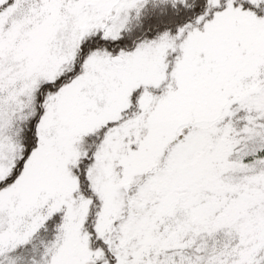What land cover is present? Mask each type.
I'll list each match as a JSON object with an SVG mask.
<instances>
[{"label": "snow or ice", "instance_id": "6c2138e0", "mask_svg": "<svg viewBox=\"0 0 264 264\" xmlns=\"http://www.w3.org/2000/svg\"><path fill=\"white\" fill-rule=\"evenodd\" d=\"M0 264H264V0H0Z\"/></svg>", "mask_w": 264, "mask_h": 264}]
</instances>
